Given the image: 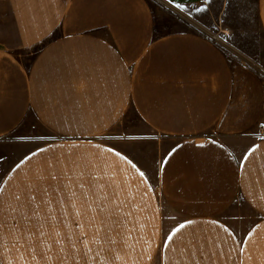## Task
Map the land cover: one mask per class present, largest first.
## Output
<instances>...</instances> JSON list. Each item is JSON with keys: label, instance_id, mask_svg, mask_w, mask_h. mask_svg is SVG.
Listing matches in <instances>:
<instances>
[{"label": "crops", "instance_id": "crops-1", "mask_svg": "<svg viewBox=\"0 0 264 264\" xmlns=\"http://www.w3.org/2000/svg\"><path fill=\"white\" fill-rule=\"evenodd\" d=\"M228 50L149 0H0V264H264V78ZM130 113L153 176L109 140Z\"/></svg>", "mask_w": 264, "mask_h": 264}, {"label": "rangeland", "instance_id": "rangeland-1", "mask_svg": "<svg viewBox=\"0 0 264 264\" xmlns=\"http://www.w3.org/2000/svg\"><path fill=\"white\" fill-rule=\"evenodd\" d=\"M215 1L184 6L169 4L162 0H149L153 10L156 34L181 30L195 31L211 39L223 50L227 49L228 53L225 51L227 54H230L229 48L233 52L245 55L255 70L264 78V35L255 18L254 0H227L222 23L218 21L215 23L211 19L210 12L217 7ZM31 51L32 48L26 53ZM28 58L29 55L24 57L25 60ZM130 114L131 116L123 120L121 124V139L110 135L109 140L121 146L153 176L156 158L160 153L157 149V136L138 121L132 113ZM17 134L14 132V136ZM165 145L164 143L163 148ZM23 151V147H11V150L0 151V156L13 158ZM240 214L248 215L249 219L253 218L252 212L242 201L235 202L224 216L235 219ZM235 227L242 231L245 226Z\"/></svg>", "mask_w": 264, "mask_h": 264}, {"label": "snow or ice", "instance_id": "snow-or-ice-1", "mask_svg": "<svg viewBox=\"0 0 264 264\" xmlns=\"http://www.w3.org/2000/svg\"><path fill=\"white\" fill-rule=\"evenodd\" d=\"M17 168L19 167V165L16 166ZM141 175H144L143 173H141ZM0 183H2V180H0ZM181 227H183V225H181ZM249 235H251V233H249ZM168 239H171V236L168 237Z\"/></svg>", "mask_w": 264, "mask_h": 264}, {"label": "trees", "instance_id": "trees-1", "mask_svg": "<svg viewBox=\"0 0 264 264\" xmlns=\"http://www.w3.org/2000/svg\"><path fill=\"white\" fill-rule=\"evenodd\" d=\"M42 44H43V43L38 44L37 46H35V51L38 50V49L41 47Z\"/></svg>", "mask_w": 264, "mask_h": 264}, {"label": "built area", "instance_id": "built-area-1", "mask_svg": "<svg viewBox=\"0 0 264 264\" xmlns=\"http://www.w3.org/2000/svg\"><path fill=\"white\" fill-rule=\"evenodd\" d=\"M246 60V59H245ZM260 132L264 134V127L260 129Z\"/></svg>", "mask_w": 264, "mask_h": 264}]
</instances>
